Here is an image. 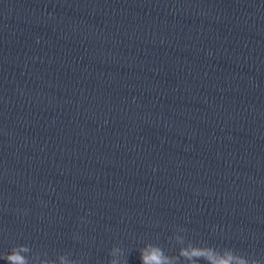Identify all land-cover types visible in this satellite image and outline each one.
Wrapping results in <instances>:
<instances>
[{
    "label": "clouds",
    "instance_id": "clouds-1",
    "mask_svg": "<svg viewBox=\"0 0 264 264\" xmlns=\"http://www.w3.org/2000/svg\"><path fill=\"white\" fill-rule=\"evenodd\" d=\"M157 252L160 253L153 257H144L145 264H179L180 254L177 255L175 261L170 257H165L161 249L157 247ZM193 252H200V249L193 247ZM22 253H32V249L28 245H17L10 252L4 254L2 257L8 264H32L31 255H23ZM205 258L202 255H191L188 254L185 249L183 252V259L188 261V264H198L200 259ZM54 264V262H53Z\"/></svg>",
    "mask_w": 264,
    "mask_h": 264
}]
</instances>
